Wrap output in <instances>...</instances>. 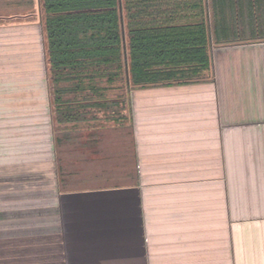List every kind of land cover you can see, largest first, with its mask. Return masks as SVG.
Listing matches in <instances>:
<instances>
[{
    "label": "crops",
    "instance_id": "0c3cea01",
    "mask_svg": "<svg viewBox=\"0 0 264 264\" xmlns=\"http://www.w3.org/2000/svg\"><path fill=\"white\" fill-rule=\"evenodd\" d=\"M258 9V41L211 46V79L109 98L128 136H81V175L59 159L50 92L47 111L37 95L43 30L0 26V264H264Z\"/></svg>",
    "mask_w": 264,
    "mask_h": 264
},
{
    "label": "trees",
    "instance_id": "16d2710c",
    "mask_svg": "<svg viewBox=\"0 0 264 264\" xmlns=\"http://www.w3.org/2000/svg\"><path fill=\"white\" fill-rule=\"evenodd\" d=\"M40 2L54 126L60 132L57 150L73 144L70 134L96 118L94 113L125 119L119 111L123 103L110 102L108 93L121 92V98L134 88L211 79L212 45L259 40L235 39L229 27L240 16V4L243 11L256 12L259 0H208L212 27L214 20L217 24L212 38L205 0Z\"/></svg>",
    "mask_w": 264,
    "mask_h": 264
},
{
    "label": "rangeland",
    "instance_id": "374dc122",
    "mask_svg": "<svg viewBox=\"0 0 264 264\" xmlns=\"http://www.w3.org/2000/svg\"><path fill=\"white\" fill-rule=\"evenodd\" d=\"M159 2H163V0H158ZM174 2V0H172ZM161 2V3H162ZM206 5V14L208 17V23L209 28H211V38L213 35L212 28L214 29L217 27V24L215 23L212 27L211 21H212V12L209 8V2L208 0H205ZM259 10L256 12H246V10L243 11L242 6L240 4V16L238 17L237 21H234V19H231V25L230 27V33L233 35L235 39H247L252 37L258 36L260 20H259ZM256 13L258 16V20L256 18ZM264 14V13H263ZM213 22V21H212ZM4 25L5 27H18L27 25L30 27H34L37 31L38 37L41 35L40 33H43V12L41 9V2L40 0H0V26ZM217 35V34H215ZM125 39L127 40V37L125 36ZM43 55V54H42ZM40 55L41 58H39V66H41V71L38 73L39 80L41 81L39 85H43V87H38L37 89V95L39 97H42L45 100V110H49V90L50 88H47V85L45 86L44 83L48 81V65L45 56ZM47 84V83H46ZM121 92L118 93H108L107 98H114L117 97ZM123 97V96H122ZM48 100V101H47ZM40 102V100H39ZM40 110V108H39ZM120 115L124 116L125 119L118 122L119 125H115L110 120L112 119V115L108 112L104 115H96L95 117L98 118V122H96L95 127L92 126V128H89L88 131L84 130L81 131L80 129H77L75 132H72L70 134V137L73 138L72 142L73 144H66L65 147L61 150V153H59V159L62 162L64 168L66 171L69 172L70 175H81V136L86 137L90 133H94L95 135H98L99 137H104L105 139H108L109 136L114 134L113 132H110L114 129L116 131L117 137H118V143L125 144L124 139L128 136L129 133V126L130 123L128 121V113L125 108V104H123L120 108ZM57 129L54 126V135L60 134L56 133ZM95 130V131H94ZM84 135V136H83ZM100 139V138H99ZM75 142V143H74ZM119 144V145H120ZM93 161V160H90ZM79 180V178L74 177ZM74 179V180H76ZM81 179V178H80ZM74 188H81V185H74Z\"/></svg>",
    "mask_w": 264,
    "mask_h": 264
}]
</instances>
